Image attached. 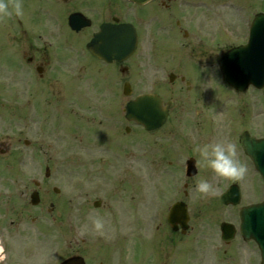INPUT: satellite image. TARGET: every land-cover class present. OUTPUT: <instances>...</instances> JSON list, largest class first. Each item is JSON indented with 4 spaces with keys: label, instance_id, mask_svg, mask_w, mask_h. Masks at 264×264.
<instances>
[{
    "label": "flooded vegetation",
    "instance_id": "af4514ba",
    "mask_svg": "<svg viewBox=\"0 0 264 264\" xmlns=\"http://www.w3.org/2000/svg\"><path fill=\"white\" fill-rule=\"evenodd\" d=\"M39 2L43 5L42 10L58 4L59 11L55 19L52 20L49 15L48 19L59 21L60 24L50 25L51 27L39 24L20 26L21 20L15 18L18 28H11L13 34L10 36L7 32L3 40L4 47L9 53L7 61L0 63V78L18 77L22 87L17 91L3 90L0 93V104H8L6 105L8 112L11 113L12 120L16 121L19 136L16 145L14 142L6 144L5 141L9 138L0 136V264H62L73 257L81 259L76 264L80 262L120 264V250L115 247L116 238L112 240L105 234L97 236V233L92 234L91 238L90 233L95 232L88 231V223L97 216L103 218L108 215L109 222L116 227L117 216L112 206L103 199L91 200L90 195H86L80 215V204L74 201L72 187L67 186L66 189L69 190L64 191L63 188L49 183V163L54 161L57 155V133L51 127L53 120L63 124L64 119L73 116L74 111H80L83 115H78V118L86 121L90 128L102 126L105 121L116 123L115 116L122 111V106L119 100L114 104L116 103L114 98L123 96L127 90L132 95L133 84L128 80L133 75L131 69L134 60L143 48L146 52L145 70L148 74L153 76L161 73L171 86L175 82L181 84L177 90L180 94L184 89L187 93L198 92L200 96L204 95V90L193 88V81L207 76L212 70H215L217 78L219 60L224 53L248 42L250 16H234V2L230 0H151L143 5L129 0H39ZM246 2L255 5L250 4L249 0ZM32 13L38 14L37 20L41 21L40 10ZM73 14L80 17L78 18L80 21L75 23L74 27L69 25L68 21ZM198 17L205 19L206 24L203 28L196 26ZM43 28L61 30L62 39L42 40ZM101 28L110 31H116V28H130L136 37L132 55L122 62L115 57L116 49L109 52L108 59H101L93 54L89 49L92 47L91 41ZM112 43H114L112 47H120L117 46V42ZM74 81H77L76 90L71 84ZM126 83L127 89L124 87ZM41 84L47 87L46 91H42ZM64 90L65 95L62 94ZM77 92L79 93L75 95ZM157 94L162 97L161 94ZM48 108L51 112L47 118H43L41 111ZM173 108L174 104L169 109L168 118ZM3 113L0 112V122L8 118V115ZM42 118L43 122L47 123L45 130ZM72 121L65 123L69 124ZM128 123L137 127L133 122ZM182 125L181 145L188 139L195 148L199 141L203 143V140L215 139L211 127L207 128L205 137L201 134L200 138H197V125L192 121H186ZM158 130L160 128L155 131ZM234 130L236 129L231 128L232 132ZM248 130L246 127L240 128L235 134L232 133L234 134L232 139L237 145L238 159L247 161L250 165L251 162L244 154L241 138L244 132L249 133ZM129 131L130 128L126 126L124 132ZM89 140L84 146L85 155L89 160L95 157L100 162L101 156L97 157V153L93 152ZM114 140H109L110 145L115 146ZM176 146L177 144H174L170 147L171 154L181 155ZM88 153L90 155H87ZM198 157V154L190 153L182 157V161L184 160L182 170L180 168L177 172H180V175L182 172L185 176L186 161L191 159L194 161L192 176L194 177L199 171ZM27 158L45 162L42 165L38 162L36 166L33 165L27 170L24 168ZM90 167H93L92 163ZM92 172L93 169L88 168L87 177ZM192 177L186 178L189 180ZM233 183L231 181L228 185ZM187 186L188 182H185L182 188L186 189ZM188 194L189 192L184 190L183 196L178 195L172 203L179 202L180 209L181 203L185 205L190 222L191 212L186 200ZM33 200L36 202L35 205L32 203ZM259 202L261 199L243 206ZM224 207L235 208L230 205ZM169 208L168 205L166 216ZM240 208L232 211L236 222H230L233 225L232 233L221 231V223H229L228 220L218 224V238L223 252L229 251L236 242L251 244L254 247L253 251L257 250L252 240L241 236ZM178 234L181 236V230ZM231 234H233L231 239H225ZM109 241L114 242L104 245ZM49 245L51 257L46 254Z\"/></svg>",
    "mask_w": 264,
    "mask_h": 264
},
{
    "label": "rangeland",
    "instance_id": "374dc122",
    "mask_svg": "<svg viewBox=\"0 0 264 264\" xmlns=\"http://www.w3.org/2000/svg\"><path fill=\"white\" fill-rule=\"evenodd\" d=\"M246 1L230 0L234 2V16L253 17L258 13H264V0H249L250 4L255 5H249ZM41 7L43 5L39 0H23L22 16L17 17L15 14L0 16V63L7 61L9 53L3 44L5 34L8 32L7 34L11 36L13 34L11 28H18L15 18L21 20L20 26L39 24L51 27L50 25L60 24L59 21H50L55 19L59 11L58 4H54L47 10H42ZM39 10L42 13L41 21L37 20L38 14L32 13ZM48 15L51 19H48ZM196 21V26L199 28H203L206 24L205 19L201 17H198ZM56 30L58 29L43 28L41 39H62L61 30ZM145 58L146 52L143 48L134 60L131 69L133 75L128 80L133 84L131 97L141 93L157 92L165 101L172 100L174 108L166 124L160 130L149 133L127 123L123 120V106L128 98L122 95L114 98L116 101L114 104H117L119 100L122 106V111L115 116V124L105 121L101 124L103 127L90 128L86 121L78 118V115H83L80 111H74L73 116L65 118L63 124L53 120L51 127L57 133V155L54 161L49 163V183L63 188L64 191L69 190L66 189L67 186L72 187L74 201L80 204V215L86 195H90L91 200L103 199L112 206L117 216L116 227L109 222V216L106 215L103 217L104 227L100 230L95 228L93 219L90 222L88 219V231L95 232L90 233L91 238L92 234L96 233L97 236L105 234L112 240L116 238L117 246L115 247L120 250V264H135L137 257L136 264H258L259 258L251 244L236 242L229 251L223 252L224 249L220 247L218 238V224L226 220L236 223L232 215V211H236V208H226L219 202V195L228 183L236 181L239 184L242 193L241 204H245L259 196L260 180L244 160L242 162L248 165V172L242 179L216 176L213 170L203 162L197 147L205 143H214V141L233 142L232 137L242 127L248 128L251 131L248 130L250 134L257 137L264 135V89L261 92L228 91L220 74L217 72L216 78L215 70H212V73L206 71L210 73L209 76H202L201 79L193 81V88L204 90V95L200 96L198 92L187 93L184 89L180 94L177 90L181 84L175 82L171 86L161 73L151 76L146 72ZM17 78H0V93L3 90H19L22 85L21 80ZM71 84L76 90L77 81ZM40 87L42 91H46V86L41 84ZM62 94L65 95V90ZM3 104H0V112L8 115V118L5 116L6 118L0 122V136L9 138L6 139V144L14 142L16 145L19 137L18 127H16V121L12 120L11 113L8 112L6 106L8 104ZM50 112V108L42 110L41 116L47 118ZM43 118L42 126L45 130L47 123L43 122ZM69 121L72 123H65ZM97 121L98 119L95 120ZM186 121H192L194 125H197V138H200L201 134L205 137L207 128L211 127L215 139L213 141H210L209 137L206 141L202 139L203 143L199 141V144L194 145L195 148L188 139H185L181 145L182 124ZM126 126L130 128L129 133L124 132ZM231 128L236 130L232 132ZM88 137L91 139L89 140ZM42 139L44 142V137ZM110 139H115V146L110 145ZM88 140L93 152L97 153V157L101 156L100 162L95 157L89 160L85 155L84 146ZM174 144H177L176 147L181 151V155L171 154L170 147ZM189 153L198 154L199 171L187 180L182 172L180 175L177 171H180L182 167L184 161L182 157L188 156ZM27 159L24 167L27 170L33 165L36 166L38 162L41 165L45 162V160ZM88 168L93 169L89 177L86 175ZM201 178L209 179L215 187V192L210 194L197 192L196 183ZM185 182H188V186L183 189L182 185ZM184 190L189 192L186 200L191 212V220L188 232L180 236L169 230L164 216H166V207L178 195L183 196ZM115 232H117L116 235ZM114 241L106 242L104 245L107 246ZM48 248L46 254L51 257L50 245Z\"/></svg>",
    "mask_w": 264,
    "mask_h": 264
},
{
    "label": "water",
    "instance_id": "95a60500",
    "mask_svg": "<svg viewBox=\"0 0 264 264\" xmlns=\"http://www.w3.org/2000/svg\"><path fill=\"white\" fill-rule=\"evenodd\" d=\"M133 1H137L139 4H141L148 0ZM255 28H261L260 32L264 33V15H262L260 20L256 23ZM128 31L129 30L127 28H119L116 31V35L118 36L117 46L120 45V47H117L115 49L117 50L116 57L119 60H124L125 58H127L135 48L136 38L133 37L132 33H129ZM93 41L103 42L107 41V38H105L104 34L100 35V33H98L95 35ZM254 41L255 37L253 38V42ZM93 48L94 50H96L97 56L106 59L109 57V53L106 54V51L111 49H106L102 46H94ZM249 50L251 54L250 62L246 61L247 63H245V61L242 60L241 52L235 53L231 56H228L231 53L226 54V56L221 61L223 77L230 86L234 87L237 90H244L249 84H253L257 87H261L264 84V41L260 43L259 47L258 45H253V47L250 46ZM231 57L235 59L239 58V60L242 61L240 63L236 60L232 61ZM169 105H171L170 102L166 107H164L162 100L158 96L152 94L139 95L134 100H131L126 104L125 118L127 120H132L139 125H142L145 130H154L161 126V124L164 122ZM243 138L245 152L251 158L255 165V168L261 173L264 180V139L256 141L245 136ZM222 200L224 203L231 202L232 204H236L239 201V192L237 187L230 188L227 193L222 196ZM177 207L178 204L174 205L170 210V214L168 217L169 224L173 230H177L178 222L179 225H181V227L185 230L187 228V215L186 213H184V211L183 213L181 211L180 215ZM256 211L258 213V216L260 217L261 224L264 222V205L261 208H258ZM242 220L243 222H246L243 217ZM256 238L261 245L263 258L262 264H264V229L263 232H260L259 230L257 231ZM72 263H74V260L71 259L64 264Z\"/></svg>",
    "mask_w": 264,
    "mask_h": 264
},
{
    "label": "clouds",
    "instance_id": "9594fccd",
    "mask_svg": "<svg viewBox=\"0 0 264 264\" xmlns=\"http://www.w3.org/2000/svg\"><path fill=\"white\" fill-rule=\"evenodd\" d=\"M23 0H0V16L23 15ZM202 160L216 176L242 179L248 172L247 165L238 159L237 145L233 142L205 143L197 147ZM197 192L210 194L215 192L213 183L201 178L196 183ZM93 224L97 230L104 227L102 217H94Z\"/></svg>",
    "mask_w": 264,
    "mask_h": 264
}]
</instances>
